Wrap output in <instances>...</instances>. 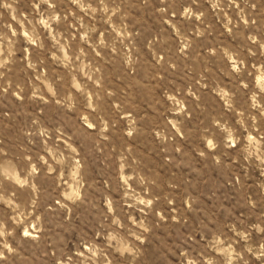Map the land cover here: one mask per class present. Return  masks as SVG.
Listing matches in <instances>:
<instances>
[{"label":"rangeland","instance_id":"374dc122","mask_svg":"<svg viewBox=\"0 0 264 264\" xmlns=\"http://www.w3.org/2000/svg\"><path fill=\"white\" fill-rule=\"evenodd\" d=\"M0 264H264V0H0Z\"/></svg>","mask_w":264,"mask_h":264}]
</instances>
